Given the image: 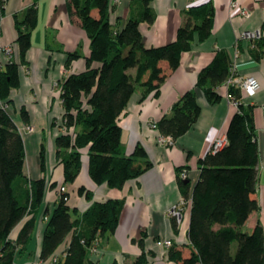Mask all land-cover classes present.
<instances>
[{
  "label": "trees",
  "instance_id": "16d2710c",
  "mask_svg": "<svg viewBox=\"0 0 264 264\" xmlns=\"http://www.w3.org/2000/svg\"><path fill=\"white\" fill-rule=\"evenodd\" d=\"M7 0H0V13ZM37 1L14 16L19 64L11 58L0 69V264H15L19 248L25 246L34 230L35 218L46 191L45 179L29 180L23 175L26 159L23 138L5 108L9 95L20 86L19 66L26 65L31 48V35L37 25ZM153 0H132L138 6L122 28L110 23V0H67L69 11L80 21L89 40L86 70L65 77L60 84L64 109L60 127L63 134L55 140L56 158L63 167L64 184H72L80 173L82 157L88 159V175L95 185L106 184L119 190L151 168L145 151L139 145L126 156L122 149L118 119L125 111L137 88L146 97L164 80L161 62L171 71L180 64L181 56L195 43H203L212 33L214 8L211 2L189 7L177 29L174 41L147 48L142 42L140 25H152L155 15ZM96 10L98 17L92 16ZM262 37L249 44V54L259 61L264 57ZM240 50V44L237 46ZM77 58L69 54L65 69ZM93 64L99 66L93 67ZM232 59L225 50H216L211 62L198 74L195 87L185 92L172 106L170 113L157 123L158 132L173 141L185 135L200 115L195 90H200L209 105L219 104V89L230 76ZM143 96V98H144ZM227 96L236 104L227 132L226 144L217 152L207 153L197 162L199 177L192 189L188 181L179 180L185 199H191L188 229L190 256L170 248L168 258L176 264H264V235L260 225L251 233L242 231L249 215L258 209L253 195L257 185L259 152L253 122L252 106H245L241 90L229 86ZM25 127L29 116L20 111ZM40 171L46 169L44 142L39 153ZM64 186V185H62ZM56 184L50 185L55 188ZM60 188V187H59ZM78 194L87 200L92 194L83 187ZM68 192L60 193L50 214L45 210L47 226L43 234L39 260L43 264L55 257L69 238L56 264H93L88 259L98 238L111 236L119 224L120 201L94 203L83 214L70 209ZM69 201V200H68ZM13 241L10 235L27 218ZM175 223V222H174ZM142 253L133 264H147L143 241ZM236 245V246H235Z\"/></svg>",
  "mask_w": 264,
  "mask_h": 264
},
{
  "label": "crops",
  "instance_id": "0c3cea01",
  "mask_svg": "<svg viewBox=\"0 0 264 264\" xmlns=\"http://www.w3.org/2000/svg\"><path fill=\"white\" fill-rule=\"evenodd\" d=\"M233 0H153L151 10L155 15L152 25H140L142 42L145 47H161L174 41L177 29L183 21V13L191 6L211 2L214 8L212 33L203 43H195L191 51L182 54L179 67L171 71L166 62H161L164 80L157 90L146 97L144 89L137 88L125 111L118 119L121 128L122 149L126 156L132 154L136 146L145 151L151 168L134 180L127 181L119 190L106 184L95 185L88 175V159L82 157L79 175L72 184H64L63 167L56 158L55 140L63 134L60 127L64 109L60 99V84L71 74L86 70L89 56V40L81 28L79 19L69 11L67 0H38L37 25L31 35V48L26 54V65L19 66L20 86L12 90L6 112L17 126L25 145L34 150V168H23V175L32 181L45 179L46 191L35 218L34 230L29 242L21 246L15 264H40L39 254L44 231L47 226L45 210L50 214L58 200V189L64 185L69 194L67 205L83 214L94 203L120 201L122 208L119 224L108 237L98 238L89 252L88 259L93 264H133L141 255L139 242L143 241L147 264H176L168 258L169 249L156 246L160 239L172 241V247L181 252L183 258L190 256L188 229L191 203L183 206L179 223L169 217L168 210L182 197L179 187V173L186 169L190 189L199 177L197 162L211 152L213 143L226 138L232 116L237 112L235 104L227 96V88L221 86L219 104L209 105L203 93L196 89V100L200 115L196 123L171 146L159 145L161 135L152 129L163 116L168 115L174 103L187 91L194 89L199 72L214 57L216 50H225L233 60L235 46L241 48L237 58V68L241 77L254 78L259 90L254 97L242 93L245 106H252L253 122L257 134L259 161L257 165V185L253 195L258 209L252 212L242 231L251 233L260 225L264 235V57L255 61L249 54V42H237L245 31H260L264 43V0H237L238 9L231 10ZM33 0H7L0 13V47L11 48V54H0V69L11 60L19 64V52L15 44L17 31L14 16L21 18ZM112 11L110 23L122 28L131 13L139 8L132 0H110ZM246 10L247 18L240 15ZM98 17L96 10L92 11ZM37 30V31H36ZM36 42V44L34 43ZM69 54H76L69 68L65 63ZM99 66L93 64V67ZM144 96V98H143ZM25 109L29 116V126H24L20 111ZM26 129L28 131H26ZM30 130V131H29ZM44 142L46 147V169L40 171L39 153ZM29 170L31 172H29ZM25 174H28L29 177ZM55 183V188L50 185ZM83 187L92 194L87 200L78 194ZM28 217L21 221L10 235L15 240ZM69 238L57 250L61 254Z\"/></svg>",
  "mask_w": 264,
  "mask_h": 264
},
{
  "label": "built area",
  "instance_id": "2783aa9c",
  "mask_svg": "<svg viewBox=\"0 0 264 264\" xmlns=\"http://www.w3.org/2000/svg\"><path fill=\"white\" fill-rule=\"evenodd\" d=\"M233 9H238V2L237 0H233L231 3V10ZM240 15L244 18H247L249 16L248 12L246 10H240ZM261 38L260 31H245L242 32L238 38L237 42L244 41V42H254L257 41ZM0 54H6L9 55L11 54V48H1L0 47ZM239 56V51L237 46H235V55L232 60V66L230 69V76L227 79L226 83L224 84L225 87L228 90L229 86H236L241 90V93L246 95L247 97H254L257 91L259 90V85L256 82L254 78H243L240 76L237 68V58ZM236 105V104H235ZM6 109V108H5ZM262 113L264 115V108L262 109ZM152 129L157 130L156 124L151 125ZM158 143L159 145L163 147L171 146L173 145L174 141L171 137H165L160 135L158 138ZM226 144V138H219L217 139L211 148V152L215 153L218 150H220L224 145ZM188 179V172L186 169H183L179 173V180L181 181H187ZM60 193H65L66 189L64 186H61L59 188ZM68 198H64L65 202H68ZM187 203H191V199H185L183 196L180 198L179 202L175 205H173L169 210H168V215L171 217L175 223H179L181 219V211L183 206H185ZM45 220H47V217H45ZM156 246L161 249H170L172 247V241L170 240H165V239H160L156 241ZM90 252H96L95 247H91ZM60 254H56L55 257L51 258V260L48 263L51 264H56L58 257ZM43 264V263H40Z\"/></svg>",
  "mask_w": 264,
  "mask_h": 264
},
{
  "label": "rangeland",
  "instance_id": "374dc122",
  "mask_svg": "<svg viewBox=\"0 0 264 264\" xmlns=\"http://www.w3.org/2000/svg\"><path fill=\"white\" fill-rule=\"evenodd\" d=\"M34 43L36 44V42H34ZM27 129H28V127H27ZM27 129H26V131H28ZM25 152H26V159H25L24 166H26L28 169H32V168H34V162L36 159V154L34 153V150L31 149V147H28ZM29 172H31V171L29 170ZM25 175H27L29 177L28 174H25Z\"/></svg>",
  "mask_w": 264,
  "mask_h": 264
}]
</instances>
